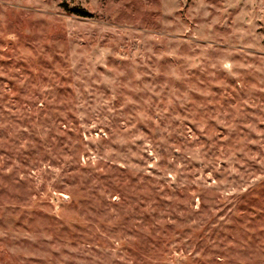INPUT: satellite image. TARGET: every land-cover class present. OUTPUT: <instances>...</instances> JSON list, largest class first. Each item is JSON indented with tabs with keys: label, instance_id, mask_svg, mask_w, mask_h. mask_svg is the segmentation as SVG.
Wrapping results in <instances>:
<instances>
[{
	"label": "rangeland",
	"instance_id": "1",
	"mask_svg": "<svg viewBox=\"0 0 264 264\" xmlns=\"http://www.w3.org/2000/svg\"><path fill=\"white\" fill-rule=\"evenodd\" d=\"M0 264H264V0H0Z\"/></svg>",
	"mask_w": 264,
	"mask_h": 264
}]
</instances>
